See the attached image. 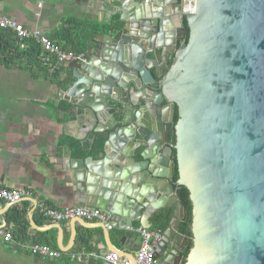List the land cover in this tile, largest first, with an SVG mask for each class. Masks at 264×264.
Wrapping results in <instances>:
<instances>
[{"label": "water", "instance_id": "water-1", "mask_svg": "<svg viewBox=\"0 0 264 264\" xmlns=\"http://www.w3.org/2000/svg\"><path fill=\"white\" fill-rule=\"evenodd\" d=\"M113 2L121 27L95 35L60 90L104 139L98 160L65 154L86 205L115 229L135 220L149 229L152 214L167 219L154 264H181L186 215L174 185L183 186L192 206L183 264H264V0ZM21 201L32 203L33 229H57L61 252L79 225L100 230L108 252L136 264L139 234L125 230L115 246L105 224L72 218L63 247L61 225L36 227L35 201Z\"/></svg>", "mask_w": 264, "mask_h": 264}, {"label": "crops", "instance_id": "crops-1", "mask_svg": "<svg viewBox=\"0 0 264 264\" xmlns=\"http://www.w3.org/2000/svg\"><path fill=\"white\" fill-rule=\"evenodd\" d=\"M111 1L43 0L38 7L36 0H0V15L46 35L65 18L85 19L98 23H109L113 16L119 19V13L114 7L117 3L111 4ZM173 23L174 26H178L177 19H173ZM54 69L58 70L60 81H70L72 70L69 63L59 64ZM60 90L61 86L44 77L33 78L25 70L0 66V185L8 189H27L31 197L46 202L56 210L69 206L89 208L85 202V193L78 189L74 170L69 168L65 154L68 151L70 159L84 160L85 158L75 154L86 147L90 148L94 135L97 134L90 131L87 115L71 110L68 101L62 98ZM70 142H76L77 146L72 147ZM100 158L101 155L97 158L92 157L94 160ZM29 204L32 208V203ZM6 205L0 202V227L10 232L12 225H7L4 219V214L9 208L2 212ZM166 209L162 208V215L166 213ZM173 209L174 206L169 217ZM157 218L156 214L150 215L149 230H153L157 225L154 223ZM35 220H39L42 225H36ZM32 221L36 227L60 224L61 244L63 247L68 246L69 220L47 223L34 208ZM132 226H140L139 221H133ZM124 231L113 227L109 230L110 241L115 246H118ZM57 233L55 228L37 231L28 222L25 241L13 236L11 243L0 241V264L106 262L103 257L108 251L104 246L101 231L98 229L86 231L79 225L75 227L74 243L70 250L62 252L59 259L43 260L30 255L24 248L25 245L44 244L42 241H46L48 244L44 245L58 250Z\"/></svg>", "mask_w": 264, "mask_h": 264}, {"label": "trees", "instance_id": "trees-1", "mask_svg": "<svg viewBox=\"0 0 264 264\" xmlns=\"http://www.w3.org/2000/svg\"><path fill=\"white\" fill-rule=\"evenodd\" d=\"M121 22L117 16H113L109 23H98L96 21L81 20L76 18H65L62 19L57 27L50 33L46 34L51 42L58 46L63 51H69L74 54H86L91 46V40L96 34H106L109 32H114L121 27ZM185 22L183 21V26ZM187 40L185 36L184 41ZM42 49L39 44H37L33 39H27L19 41L14 32L10 30L0 29V66L3 68H18L27 71L31 77H44L50 82L57 84L59 86H64L69 80L58 79V70L52 69L50 67L54 66L53 59L49 62H44L40 54ZM176 121V115L174 114L173 122ZM169 142H174L173 127L169 129L168 133ZM104 139L102 137L95 136L90 148L86 147L83 151L79 150L75 155L81 158H86L91 156L97 158L102 153ZM72 147H76V142H70ZM177 179L176 165L173 164V183ZM176 194L186 215L185 220L181 221L178 226V232L187 238V246L181 252L182 261L184 263L185 257L191 247V203L189 200V194L185 187L176 186ZM30 204L27 201H21L12 207H10L4 214L5 223L7 225H12V230H10L11 235L18 239L25 241L26 230L28 227V221L26 219L27 212L30 209ZM36 225L41 226L39 220L34 221ZM155 227L153 230L163 232L167 225V219H162L158 217L155 219ZM86 241V240H85ZM44 244L46 241H42ZM68 264V263H66Z\"/></svg>", "mask_w": 264, "mask_h": 264}, {"label": "built area", "instance_id": "built-area-1", "mask_svg": "<svg viewBox=\"0 0 264 264\" xmlns=\"http://www.w3.org/2000/svg\"><path fill=\"white\" fill-rule=\"evenodd\" d=\"M37 6L40 7L43 0H36ZM0 29L10 30L14 32L15 37L19 40L33 39L40 45L42 53L41 59L44 62H49L53 59L54 66L50 67V70H54L57 65L62 63H70L71 61H85V54H74L69 51H63L49 38L39 30H31L24 27L22 24L15 22L14 20L5 18L0 15ZM32 198L35 201V209L39 216L47 223H58L60 221H67L72 218H81L88 222L103 223L107 230H110L112 226L109 223V216L98 209H90L85 207H65L62 210H56L42 200H37L31 197L29 190L27 189H8L0 185V202L5 204H17L21 199ZM125 230L139 234L141 236V243L138 250L134 254V261L136 264H154V250L161 238V232L157 230H149L143 227H125ZM0 241L7 243L13 242V237L9 231H6L3 227H0ZM30 255L36 256L43 260H55L62 256V252L59 250H53L44 244H30L25 245ZM103 260L110 264H131L125 257H120L116 253L107 252L104 255Z\"/></svg>", "mask_w": 264, "mask_h": 264}, {"label": "flooded vegetation", "instance_id": "flooded-vegetation-1", "mask_svg": "<svg viewBox=\"0 0 264 264\" xmlns=\"http://www.w3.org/2000/svg\"><path fill=\"white\" fill-rule=\"evenodd\" d=\"M185 39V38H184ZM174 114L176 115V121L178 119V112H177V109L176 107H174V111H173V116H172V125L169 126V129L171 128V126L173 127V125L175 124V122H173V117H174ZM169 129H168V133H169ZM167 139H168V134H167Z\"/></svg>", "mask_w": 264, "mask_h": 264}]
</instances>
